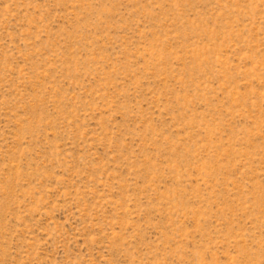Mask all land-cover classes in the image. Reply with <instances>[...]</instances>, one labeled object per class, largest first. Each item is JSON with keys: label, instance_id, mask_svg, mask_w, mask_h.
I'll list each match as a JSON object with an SVG mask.
<instances>
[{"label": "rangeland", "instance_id": "rangeland-1", "mask_svg": "<svg viewBox=\"0 0 264 264\" xmlns=\"http://www.w3.org/2000/svg\"><path fill=\"white\" fill-rule=\"evenodd\" d=\"M0 264H264V0H0Z\"/></svg>", "mask_w": 264, "mask_h": 264}]
</instances>
